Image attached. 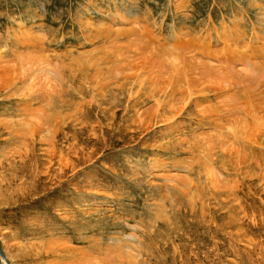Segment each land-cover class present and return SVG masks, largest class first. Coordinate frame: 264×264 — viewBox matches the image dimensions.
<instances>
[{"label":"rangeland","instance_id":"374dc122","mask_svg":"<svg viewBox=\"0 0 264 264\" xmlns=\"http://www.w3.org/2000/svg\"><path fill=\"white\" fill-rule=\"evenodd\" d=\"M0 250L264 264V0H0Z\"/></svg>","mask_w":264,"mask_h":264},{"label":"bare ground","instance_id":"6f19581e","mask_svg":"<svg viewBox=\"0 0 264 264\" xmlns=\"http://www.w3.org/2000/svg\"><path fill=\"white\" fill-rule=\"evenodd\" d=\"M263 10V9H262ZM224 51V50H223ZM0 257H1V262H2V264H10L9 263V261H7V259H6V257H5V255L2 253V255L0 254ZM3 259H5V261H6V263H5V261L3 260Z\"/></svg>","mask_w":264,"mask_h":264},{"label":"water","instance_id":"95a60500","mask_svg":"<svg viewBox=\"0 0 264 264\" xmlns=\"http://www.w3.org/2000/svg\"><path fill=\"white\" fill-rule=\"evenodd\" d=\"M0 254L2 255V252H1V250H0Z\"/></svg>","mask_w":264,"mask_h":264}]
</instances>
